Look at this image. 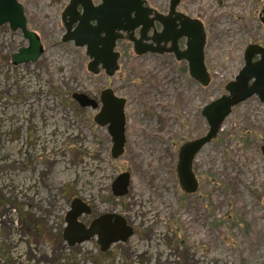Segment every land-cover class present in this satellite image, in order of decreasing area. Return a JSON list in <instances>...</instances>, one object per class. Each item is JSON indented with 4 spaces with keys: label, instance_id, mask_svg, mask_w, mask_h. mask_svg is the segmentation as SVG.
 Here are the masks:
<instances>
[{
    "label": "rangeland",
    "instance_id": "rangeland-1",
    "mask_svg": "<svg viewBox=\"0 0 264 264\" xmlns=\"http://www.w3.org/2000/svg\"><path fill=\"white\" fill-rule=\"evenodd\" d=\"M19 2L45 52L36 63L12 65L28 42L0 27V264H264V103L253 96L233 108L197 155V193H184L177 176L181 145L209 130L203 108L226 94L246 48L264 47V1L182 0V12L205 25L207 87L185 63L135 56L126 42L117 46L118 73L94 74L86 49L61 41L70 0ZM170 2L146 0L161 13ZM108 86L128 99L127 147L117 160L96 110L74 99L95 100ZM124 172L129 192L117 198L112 185ZM77 198L92 218L123 216L134 235L106 253L96 238L70 247L65 217Z\"/></svg>",
    "mask_w": 264,
    "mask_h": 264
},
{
    "label": "water",
    "instance_id": "water-1",
    "mask_svg": "<svg viewBox=\"0 0 264 264\" xmlns=\"http://www.w3.org/2000/svg\"><path fill=\"white\" fill-rule=\"evenodd\" d=\"M180 0H172L171 14L163 16L150 7L146 0H101L97 6L92 0H70L64 10L61 20L65 29L61 41L73 42L76 47L85 48L90 59L88 70L98 74L97 67L102 65L107 75L112 77L117 71L119 55L114 50L117 42L127 34L134 45L136 55L160 53L164 51L143 45L144 33L154 24L160 23L163 31L150 39L157 46L162 42H172L167 53L174 54L178 61H186L189 75L203 87L209 86L211 76L205 64V47L207 42L205 26L201 21L177 14L172 19ZM264 1V0H263ZM82 9V13L79 11ZM154 14V18L150 16ZM167 20H171L169 24ZM180 21L178 29L176 21ZM260 21L264 25V6L260 13ZM8 25L12 32L20 31L28 42L11 55V64L20 66L36 63L45 52L40 36L29 29L24 6L19 0H0V27ZM142 28L141 39L134 37L135 31ZM187 39V48L180 51L178 41ZM255 56L260 59L253 62ZM245 65L235 79L225 86L226 94L205 106L201 112L208 123L206 135L182 145L178 153L177 176L184 193L192 195L199 189V180L194 172V161L205 146L218 137L224 121L232 114L233 108L253 96L259 97L264 103V47L250 44L244 52ZM82 108L97 109V101L85 94L74 96ZM125 100L113 95L112 90L102 93V109L94 116V122L99 127H108L112 138V158L117 160L125 153ZM264 156V146L261 147ZM131 175L122 173L112 185L113 195L124 197L129 192ZM92 214L91 207L77 198L71 202L67 212L66 227L63 232L64 241L70 246L83 244L96 238L102 253H106L117 243H125L134 235V229L127 220L117 213H107L95 219L90 226L80 221L81 217Z\"/></svg>",
    "mask_w": 264,
    "mask_h": 264
},
{
    "label": "flooded vegetation",
    "instance_id": "flooded-vegetation-1",
    "mask_svg": "<svg viewBox=\"0 0 264 264\" xmlns=\"http://www.w3.org/2000/svg\"><path fill=\"white\" fill-rule=\"evenodd\" d=\"M93 1V4L95 5V6H97V5H99L100 3H101V0H100V2H95L94 0H92ZM171 2H172V0H171ZM171 2H170V5H169V7L167 8V10L165 11V12H159L158 10H156L155 8H152V7H150L147 3H146V7H150L151 9H153L154 11H157V12H159L160 14H162L163 16H169L170 14H171ZM181 2H182V0H180L179 1V3H178V5H177V7L175 8V11H174V13L172 14V19H174L175 17H176V13L177 14H182V15H185V16H187V17H189V18H191V19H195V18H192V17H190L187 13H185V12H182V10L180 9V5H181ZM264 6V5H263ZM263 9V8H262ZM79 11L82 13V9L81 8H79ZM262 11V10H261ZM152 18H154V14H152L151 16H150V19H152ZM259 19H260V14H259ZM195 20H198V19H195ZM198 21H200V20H198ZM167 22L169 23V24H172V22H171V20H167ZM202 22V21H201ZM203 23V22H202ZM204 24V23H203ZM176 25H177V27H178V29L180 28V21L179 20H177L176 21ZM205 26V25H204ZM141 31H142V28H140V29H138V30H136L135 31V34H134V37L136 38V39H141ZM155 31L157 32V34L158 33H161L162 31H163V26L160 24V23H155L154 24V28L153 27H151L149 30H147L145 33H144V39H143V45L144 46H150L151 44H153V46L155 47V48H158L159 50H162V51H164V53L163 54H158V53H147V54H150V55H153V56H158V57H162V56H171V57H174L175 58V56H174V54H170V53H167V50L168 49H170L171 47H172V42H164V41H162L158 46L155 44V43H152V41L150 40L152 37H153V35L155 34ZM206 31V30H205ZM206 37H207V35H206ZM119 42H126L128 45H130L131 47H132V52L134 53V55L136 56V53H135V51H134V48H135V45L131 42V41H129V38H128V36H127V34H123V36H122V39L121 40H119L118 42H117V46H118V44H119ZM207 43V42H206ZM187 39L186 38H182V39H180L179 41H178V46H179V50L180 51H185L186 50V48H187ZM117 46H116V48H115V50H114V52L115 53H118V55H119V58H118V62H117V71L115 72V74L112 76V77H114L117 73H118V71H119V69H120V63H119V61L121 60V57H122V54L120 53V52H118L117 51ZM261 46V45H260ZM263 47V46H262ZM206 48V47H205ZM260 59V57L259 56H255L254 57V59H253V62H257L258 60ZM175 60L178 62V60L175 58ZM179 62H182V63H185V65H186V70H187V72H188V74H189V66H188V62H186V61H179ZM89 63H90V61L88 62V65H89ZM205 64H206V62H205ZM207 67V66H206ZM87 68H88V66H87ZM185 70V71H186ZM97 71H98V73H104V74H106L107 75V70L106 69H104L103 68V66L102 65H99L98 67H97ZM108 76V75H107ZM190 76V75H189ZM111 77V78H112ZM197 82V81H196ZM198 83V82H197ZM105 90H112V92H113V95L115 96V97H117V98H119V99H124L126 102H125V118H126V124H125V137H126V144H125V151H126V147H127V108H128V99L127 98H125L124 96H121V95H119L117 92H116V90L113 88V86H108L107 88H105V89H103L101 92H100V95L99 96H97L96 98H95V100L97 101V104H98V107H97V109H96V114L98 113V112H100L101 111V109H102V93L105 91ZM258 99H259V97H257ZM260 100V99H259ZM261 102V101H260ZM101 128H106L107 129V131H108V127H101ZM108 134H109V132H108ZM109 136H110V134H109ZM110 138H111V136H110ZM192 141V140H191ZM189 142V141H188ZM186 143V142H185ZM184 144V143H183ZM182 144V145H183ZM182 145H181V147H182ZM180 147V148H181ZM112 148H113V143H112V138H111V151H112ZM180 150V149H179ZM178 153H179V151H178ZM125 154V153H124ZM193 166H194V164H193ZM130 187V186H129ZM89 205V204H88ZM90 206V205H89ZM91 207V206H90ZM91 209H92V207H91ZM92 213H93V210H92ZM92 215V214H91ZM91 215H88L87 217L90 219V223H85V222H83L81 219H80V221L82 222V223H84L87 227L88 226H90V224L95 220V219H97L99 216H96V217H91ZM84 217V216H83ZM82 218V217H81ZM89 219H87V221L86 222H88L89 221Z\"/></svg>",
    "mask_w": 264,
    "mask_h": 264
}]
</instances>
